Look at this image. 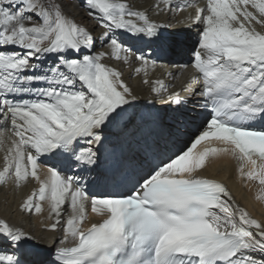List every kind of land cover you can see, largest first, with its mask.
Instances as JSON below:
<instances>
[{
	"label": "snow or ice",
	"instance_id": "6c2138e0",
	"mask_svg": "<svg viewBox=\"0 0 264 264\" xmlns=\"http://www.w3.org/2000/svg\"><path fill=\"white\" fill-rule=\"evenodd\" d=\"M82 7L103 30L99 37L52 0H0V117L11 120L12 132L0 183L12 180L19 187L29 177L35 179L39 187L21 208L41 213L40 202L46 200L56 220L53 230L62 206L69 204L60 243L71 239L73 244L58 248L53 264H264V225L234 206L221 183L196 175L208 157L224 154L238 162L242 176L264 186V129L249 123L264 121V31L255 27L264 28V0H206V7L196 8L190 18L203 27L192 53L191 82L202 85V107L211 109L199 134L186 150L167 160L149 159L138 171L124 172L120 180L115 177L123 168L115 161L104 179H113L116 190L91 196L75 177L55 166L41 179L38 158L50 154L69 164H97L92 146L102 143L100 131L112 124L126 130L131 121L120 122L135 96L121 73L102 62L106 51L81 53L94 49L99 39L112 58L127 63L130 48L113 32L123 30L131 34L129 39L158 40L160 26L145 11L133 10L121 0H83ZM152 8L159 15L171 10V2L156 0ZM47 55L55 59L39 73L32 61ZM134 59L141 62L137 73L149 64L143 55ZM25 95L33 98L24 99ZM169 99L179 103L175 94ZM81 138L89 147L77 152L74 142ZM202 142L206 146L194 153ZM106 150L113 155L115 147L108 145ZM248 164L251 169L245 173ZM89 203L102 220L82 230ZM30 239L0 220V264H20L6 249Z\"/></svg>",
	"mask_w": 264,
	"mask_h": 264
},
{
	"label": "bare ground",
	"instance_id": "6f19581e",
	"mask_svg": "<svg viewBox=\"0 0 264 264\" xmlns=\"http://www.w3.org/2000/svg\"><path fill=\"white\" fill-rule=\"evenodd\" d=\"M39 2L47 4L49 1L39 0ZM52 2L58 3L61 11L66 16L74 18L79 26L91 30L94 37H99L103 31L99 23L93 17L88 16L87 11L82 7L83 0H52ZM121 2L127 3L133 10L145 11L150 20L160 26L158 28L160 39H129L131 34H126L123 30H115L113 35L123 41L124 47L130 48L127 53V63L123 59L112 58L110 49L102 47L99 39L95 40L94 49L91 51L83 49L81 53L82 56L106 51L108 55L102 62L121 73V78L135 96V99L125 106L126 112L120 123L132 121L137 116L138 119H134L126 130H122L119 125L112 124L100 131V135L108 129H112L114 133L110 135L113 134L110 132L109 135L104 136L102 154L96 171L103 176L107 175V170L115 161H119L123 170L127 172L138 171L149 159L160 157L167 160V157L172 156L173 153H178L181 149L186 150L185 146H190L195 135L199 134L200 123L209 112L208 108L202 107L204 99L198 95L202 85H193L191 82L192 69L190 67L192 53L198 46V32L203 27L190 17H194L197 7H206V0H170L171 10L161 11L159 15L153 14L152 5L156 0H121ZM181 5H185L183 10L175 11V8ZM161 7L164 5L162 4ZM249 10L254 11L251 8ZM28 23L25 21L26 26ZM255 27L258 31H264L260 25H255ZM124 55L125 53L122 52L121 57ZM134 55H143L149 61L144 71L135 72V68L141 67V62L135 60ZM54 59V55H47L41 57L39 61L33 60L32 63L37 64V71L42 73ZM32 71L29 70L28 74ZM157 81L162 82L165 87L161 88L160 84L156 83ZM153 87L157 91H152ZM173 94L179 99V103L176 99H169V96ZM23 98L33 97L25 95ZM157 115L168 116L159 120ZM249 123L252 127L264 128V121L259 118ZM11 136V120L8 119L6 122L3 117H0V140L3 141L0 144V170L3 168V156L7 147L10 146ZM108 145L115 147L114 159L108 157L109 152L105 151ZM74 146L77 152L80 148L89 147L84 138L74 142ZM205 146L206 144H203L198 151L203 150ZM92 148L96 151V145ZM138 149L142 150L135 155L134 151ZM38 164V174L41 179L46 177L48 167L55 166L61 170L63 175L75 177L77 184L90 196L107 191L101 181L94 179L96 169L94 165H80L75 162L69 164L50 154L39 157ZM250 169L251 165L248 164L243 171L247 173ZM196 175L225 182L231 195V203L246 211L250 218L264 225V199L260 198L264 196L261 192L264 186H261L258 180L242 176L238 170V162L231 156L217 154L208 157L205 166L198 170ZM109 182L111 183L110 189L114 190L112 184L115 181L110 179ZM38 187V182L31 177L22 182L19 187L15 186L12 180L0 183V220L7 222L10 227L26 232L31 237L21 247L6 249V254L14 255L20 264H53L48 258L41 260L36 258L53 247L73 244L71 239L63 245L60 243L64 239L63 230L70 215L68 203L62 206L60 222L54 230L50 226L56 220L50 217L46 200L40 202L41 213H35L34 209L30 212L21 208L27 196ZM99 217L91 211L89 203L81 229L88 228L91 223L97 222ZM253 255L257 259L261 258L259 253Z\"/></svg>",
	"mask_w": 264,
	"mask_h": 264
},
{
	"label": "rangeland",
	"instance_id": "374dc122",
	"mask_svg": "<svg viewBox=\"0 0 264 264\" xmlns=\"http://www.w3.org/2000/svg\"><path fill=\"white\" fill-rule=\"evenodd\" d=\"M49 1V0H48ZM158 116V119L160 120L163 116L161 115H157ZM168 116V115H167ZM167 116H164L163 118H166ZM135 120H137L138 119V116L136 117V118H134ZM134 119L132 120V121H134ZM142 119V118H141ZM131 121V122H132ZM149 121H150V119H149ZM110 132H112V131H110ZM110 132H108V131H105V132H103V133H101V136H102V139L104 138V136L106 135H109V133ZM108 133V134H107ZM113 133V132H112ZM110 135H114V133L113 134H110ZM105 136V137H106ZM110 137V136H109ZM140 150H142V149H138V150H136V151H134V153H135V155H138L139 154V152L138 151H140ZM100 150L98 151V153H97V156L99 157L100 156ZM130 156H133V155H130ZM98 163H99V159H98V161H97V164H95L94 165V169H95V167H96V169H95V173H94V179H96L97 181H101L102 183L104 182V176L103 175H101V174H99V173H97L96 171H97V168H98ZM36 254H39V252H35ZM36 259H38V260H41V259H43V258H41L40 256H38Z\"/></svg>",
	"mask_w": 264,
	"mask_h": 264
},
{
	"label": "water",
	"instance_id": "95a60500",
	"mask_svg": "<svg viewBox=\"0 0 264 264\" xmlns=\"http://www.w3.org/2000/svg\"><path fill=\"white\" fill-rule=\"evenodd\" d=\"M47 253H48V250L45 251V252H43V253L41 254V256L46 257Z\"/></svg>",
	"mask_w": 264,
	"mask_h": 264
}]
</instances>
